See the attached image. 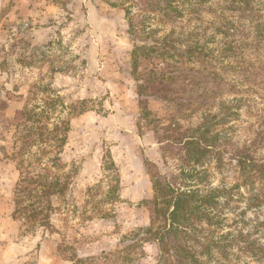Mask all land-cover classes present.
I'll return each instance as SVG.
<instances>
[{
	"label": "rangeland",
	"instance_id": "1",
	"mask_svg": "<svg viewBox=\"0 0 264 264\" xmlns=\"http://www.w3.org/2000/svg\"><path fill=\"white\" fill-rule=\"evenodd\" d=\"M148 1L0 0V264H104L99 258L85 262L72 257L86 260L116 252L126 245V236L151 222V174L172 178L183 168L190 184L204 177L201 189L239 181L227 160L221 171L213 160L194 171L180 146L165 141L172 122L188 127L201 121L202 112L180 111L154 88L138 94L127 8L138 13ZM217 2L215 8L222 7ZM208 5L186 10L184 28L210 37L220 16ZM226 14L231 15L230 9ZM150 17L159 35L168 33L171 26H164L158 14ZM148 69L145 64L140 71ZM214 77L215 88L204 100L213 109L221 100L243 97L240 117L230 129L234 141L264 133V84L232 78L226 87L219 72ZM29 112L43 114L30 120ZM63 120L71 129L60 166L71 174V184L53 199V226L29 228L15 214L16 153L28 139L29 155L38 156L37 146L48 130ZM260 155L264 158V146ZM247 205L248 195L234 197L217 233L246 230L264 244V204ZM142 244L131 252L136 259L129 263L157 264V245ZM118 254L113 264H123L125 253ZM206 263L264 264L240 251L228 258L216 254Z\"/></svg>",
	"mask_w": 264,
	"mask_h": 264
},
{
	"label": "trees",
	"instance_id": "2",
	"mask_svg": "<svg viewBox=\"0 0 264 264\" xmlns=\"http://www.w3.org/2000/svg\"><path fill=\"white\" fill-rule=\"evenodd\" d=\"M217 1L149 0L147 9H143L147 13L127 8L128 33L133 43L131 61L139 79L140 96L144 90L154 88L160 97L177 103L180 111L202 112L197 124L183 127L178 121L172 122L174 126L167 128L170 133L165 141L180 146L184 160L194 171L208 160H213L221 171L227 160L238 171L239 181L216 187L209 184L201 189L199 182L204 183V177L195 185L190 184L183 168L172 178L151 174V222L126 236L122 240L126 245L116 252L86 260L75 254L72 260L89 262L99 258L104 264H113L118 253L124 252L123 264H130L136 259L131 252L142 247V243L153 241L158 249L157 264H207L206 260L216 254L228 258L234 251L264 262V244L258 243L250 231L217 233L223 226L224 208L237 195H248V208L264 204V158L260 155L264 133L243 142L234 141L230 129L233 120L240 117L243 97L221 100L215 109L204 101L210 96L208 91L215 88L212 84L217 82L214 75L218 72L220 83L228 81L226 87L232 78L241 83L264 84V0H220L222 7L215 8ZM202 4H209L207 9L220 16L210 37L183 26L185 11L197 12ZM228 9L231 15L226 14ZM156 14L164 26H171L168 33L159 35L160 27L151 23L150 16ZM216 36L221 39L216 41ZM145 64L149 69L141 72ZM42 114L29 112L28 118L38 119ZM70 129L68 120L54 125L37 146L36 157L29 155L28 139L16 153L20 158V177L14 191L15 214L29 228L52 227L53 199L70 187L72 176L60 166ZM255 184L261 187H251Z\"/></svg>",
	"mask_w": 264,
	"mask_h": 264
}]
</instances>
